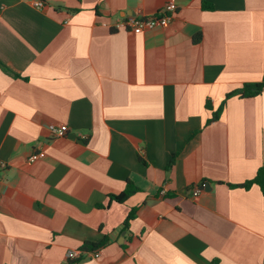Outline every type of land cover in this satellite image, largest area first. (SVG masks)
I'll use <instances>...</instances> for the list:
<instances>
[{
  "label": "crops",
  "instance_id": "0c3cea01",
  "mask_svg": "<svg viewBox=\"0 0 264 264\" xmlns=\"http://www.w3.org/2000/svg\"><path fill=\"white\" fill-rule=\"evenodd\" d=\"M35 1L0 0V264H264V92L207 124L264 82V0Z\"/></svg>",
  "mask_w": 264,
  "mask_h": 264
},
{
  "label": "built area",
  "instance_id": "2783aa9c",
  "mask_svg": "<svg viewBox=\"0 0 264 264\" xmlns=\"http://www.w3.org/2000/svg\"><path fill=\"white\" fill-rule=\"evenodd\" d=\"M35 7L42 8L43 3L35 1ZM176 12V5L170 2L163 7V9L148 17H126L124 19L118 20L112 27L113 31H126L133 35H141L153 31L155 29H165L171 22L172 15ZM48 130L53 135L54 138H62L65 136V129L63 127H56L50 125ZM43 155L41 153L31 154L27 158V163L32 164L37 160L41 159ZM5 169L4 164H0V171ZM194 198L198 196V192L194 191ZM81 256H87L90 259L97 260L101 256L100 250L93 251H69L66 255L68 260H77Z\"/></svg>",
  "mask_w": 264,
  "mask_h": 264
},
{
  "label": "trees",
  "instance_id": "16d2710c",
  "mask_svg": "<svg viewBox=\"0 0 264 264\" xmlns=\"http://www.w3.org/2000/svg\"><path fill=\"white\" fill-rule=\"evenodd\" d=\"M76 1H80V0H76ZM202 9L203 10H211L212 7L206 3H202L201 4ZM201 37L198 35L194 38V42H198L200 41ZM1 66V64H0ZM14 77H16L14 75ZM264 92V82L261 83H246L243 84L241 87H239L238 89L228 93L225 96V99L223 101V103L221 104V106L218 108L217 111H215L212 115L210 120L207 122V124L216 122L219 120L226 102L228 99L230 98H239V99H250V98H255L259 95H261ZM206 107L208 108V102L206 103ZM173 161H174V157L170 160L168 167H171L173 165ZM252 186H257L261 192V194L264 196V166L259 168L255 177L253 179H251L250 181H247L243 184L240 185H235L232 186L233 188H239V189H243V190H249ZM137 192V188H135L132 184H127V187L125 189V191L118 195V196H110V200L114 201L116 203L122 204L124 203L126 200H128L131 196H133L135 193ZM136 215V210L133 209L132 211L129 212V214L127 215L125 221H124V229H127L129 226V223L135 218ZM105 243V240H103V242L101 244H90V243H85L83 245V251H93L99 247H101V245H103Z\"/></svg>",
  "mask_w": 264,
  "mask_h": 264
}]
</instances>
